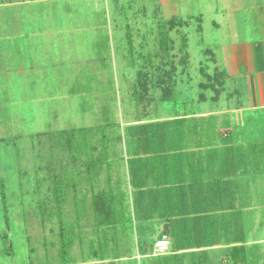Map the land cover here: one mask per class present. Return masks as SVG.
I'll return each mask as SVG.
<instances>
[{
    "label": "rangeland",
    "instance_id": "obj_1",
    "mask_svg": "<svg viewBox=\"0 0 264 264\" xmlns=\"http://www.w3.org/2000/svg\"><path fill=\"white\" fill-rule=\"evenodd\" d=\"M237 1L0 0V51L11 46L0 55V70L6 63L8 69L0 75V176L10 224L5 228L0 198V235L6 230L14 244L8 256L0 237V264H62L57 212L68 232L74 227L65 264H112L89 256V241L98 250L107 244L106 255L126 254L114 264H134L133 224L105 230L88 194L112 190L99 173L111 164L106 147L118 155L117 132L163 104L180 108L201 92L225 93L200 84L206 81L203 65L211 75L227 70L221 45L229 40ZM164 36L171 64L161 62ZM32 52L38 56L34 63ZM22 65L25 75L19 73ZM171 65L172 75L159 77L171 88L163 99L157 79ZM139 71L149 77L147 93L137 85ZM47 75L54 86L43 85ZM54 177L63 191L60 206L50 189Z\"/></svg>",
    "mask_w": 264,
    "mask_h": 264
},
{
    "label": "crops",
    "instance_id": "obj_2",
    "mask_svg": "<svg viewBox=\"0 0 264 264\" xmlns=\"http://www.w3.org/2000/svg\"><path fill=\"white\" fill-rule=\"evenodd\" d=\"M236 5L232 7L236 9L227 33L229 40L221 45L230 61L223 74L225 93L212 96L201 92L193 95L190 106L188 101L180 108L163 104L147 118L126 122L117 132L121 143L118 155L112 152L113 146L106 147L111 150L107 157L111 164L106 169L101 166L99 173L104 172V181L115 197L107 210L131 215L135 232L130 258L134 264H264V0H239ZM221 11L225 13L224 8ZM10 48L0 51V55H6ZM31 56L34 63L38 56L34 52ZM6 59L9 62L10 58ZM4 65L2 78L8 72L7 63ZM23 67L18 70L20 74ZM49 78H43V85L54 86ZM143 123L154 126L145 131L139 126ZM138 189H145L149 197L158 196L156 208L146 211L148 214L157 213V209L161 213L172 211L175 203L166 199L180 198L181 192L185 193L183 198L209 193L219 198L212 206L225 203L227 213L240 215L244 240L229 244L215 236L208 246H196L200 243L194 239L196 247L176 249L169 230L195 232L204 224L171 221L158 213L147 220L134 219L132 196ZM94 192L92 189L88 194ZM176 205L173 210L189 208L183 203ZM220 211L214 212L217 218ZM115 222L121 224L120 220ZM128 226L126 229H132ZM163 237L169 241L167 248L155 252L154 242ZM141 240L148 247L153 243V248L141 254ZM233 245L243 247V260L235 262L231 258L229 248ZM122 255L109 254L99 261L114 264L126 259V254Z\"/></svg>",
    "mask_w": 264,
    "mask_h": 264
},
{
    "label": "trees",
    "instance_id": "obj_3",
    "mask_svg": "<svg viewBox=\"0 0 264 264\" xmlns=\"http://www.w3.org/2000/svg\"><path fill=\"white\" fill-rule=\"evenodd\" d=\"M171 21V20H170ZM169 21V22H170ZM174 22L171 21V24H173ZM165 36L163 38H160L159 40V45L161 47V50L163 52L161 58V62L164 64H168V62H170L168 59L170 56H168L169 53V48L166 45L167 42L165 40ZM163 48V49H162ZM164 50V51H163ZM183 58L181 59V62L184 63V68L187 67V53L183 47ZM171 64V62H170ZM175 68V67H174ZM171 65V68L169 69V72L167 73V71H163V74H159L157 81V84L164 86L163 90H162V97L165 98L168 96V94L170 93L171 88H169L168 86L170 85H165L166 83L163 81H159L163 78H159V77H169L172 75V69H174ZM202 73L205 75L206 77V81L204 83H201V87L203 88H213L214 91H217L216 93L219 92L220 88H223V73H216L214 72L212 75L209 74L205 69H204V65H203V70ZM158 75V74H157ZM149 77H147V72L146 71H139L138 75H137V80L138 83L137 85L139 86V88L141 89L142 92L147 93L148 91V87H147V80ZM216 82V83H215ZM156 84V85H157ZM155 86V85H154ZM140 127L143 128V130L146 131V128L149 126H154V125H147L146 123L140 124ZM131 127H129L130 129ZM146 134V133H145ZM130 159L128 160L129 165L130 164ZM91 170L88 169V172H90ZM55 175V174H54ZM131 175V174H130ZM53 178V177H52ZM132 184V186L135 188V182L131 181L130 182ZM203 186H211L210 183H203ZM110 187V186H109ZM52 194L55 198V203L56 206H60V204L62 205L63 203V191L60 192L61 190V184H60V180H58V178H55L52 180V185L50 187ZM145 189H138L137 191H133V196H132V206H133V218L136 220H147L149 218H152L153 216H155V214L158 213L159 216H163V218H167L168 220L173 221L174 219L178 221H180L181 223L183 221H186V223L190 224V223H194L195 221H202V223L204 224V228L200 229L198 231H190V229H183L181 231H176V230H169V233L171 235V237L173 238V240L176 243V249H181V248H191V247H196V246H208L210 245V243H212V240H216L215 236H218L219 240L225 241L227 243H238V242H243L244 240V235H243V227L240 221V215L238 216L237 213H227L228 206L224 203H222L223 205L220 207H215L212 206V204L215 205L216 199L219 201V198H216L214 196H211L209 193H206L207 195H202V196H198V197H190V196H185L186 198H183V192L182 193V197L180 198H167V202H172L175 204H172V211H168V212H163L161 213L160 211H158V209L156 210L157 213H155L154 211L148 214L146 211L148 210H152L155 209L157 206V200H158V196H154L153 194H151V196L149 197L147 194V191H144ZM196 193V192H195ZM114 192L112 190L110 191H97L94 192L92 195V200H91V205H93V207L95 208V213L98 214V212L100 211L103 214V217L101 216V219L99 220V223L101 225L105 226V230H109L110 227H114L115 224L118 225V222L115 221H119L122 223V225L125 224V221L128 222L131 219V215H127L125 212H122L123 214L120 213H110L108 215V211L107 208L109 209V206H112L114 204V199L115 197H113ZM107 196H109L111 198V200L109 201ZM0 198L2 200V206H3V210L1 211L2 213V219L3 222L5 223V228H9V216H8V209H7V200H6V185L4 183V178L0 176ZM160 199H164V198H160ZM191 202H193V204H190ZM176 203H183V205H187L186 210H173V207H176L178 205H176ZM42 207V205L39 206V209ZM179 208V207H178ZM230 208V207H229ZM41 210V209H40ZM216 210H221V214L219 215V217L217 218V216H215V211ZM107 211V212H105ZM43 212V211H42ZM94 213V214H95ZM57 214L59 215V247L57 249V255H58V259L62 264H65L68 262V260L70 259V249L74 243L75 240V236L73 234V230L74 227H72V229L68 232V227L65 226L64 221L61 219V212H57ZM195 214V215H194ZM111 217V218H110ZM162 218V217H161ZM98 220V218L96 219ZM124 222V224H123ZM172 223V222H171ZM174 223V222H173ZM173 225V224H172ZM216 226L218 227L216 229ZM126 228V227H125ZM213 228V229H212ZM213 230V231H212ZM191 233V234H190ZM212 236H214V239L211 238ZM1 237V248H2V252L8 256H12L14 254V244L12 243L11 239L8 237L6 230L3 231L0 235ZM194 239H196V241H198L197 244L194 243ZM144 240V239H143ZM185 241L188 240L186 242H181V241ZM155 243V242H154ZM105 248L103 250H99L97 248H95V245L93 244V241H89V250H88V255L92 256L94 258H97V260H101L103 257L106 256V254L108 253V251H106V246L107 244H104ZM196 245V246H195ZM179 247V248H178ZM148 248H153V243L152 245L145 246V243H142L141 240V245H139V251L141 252V254L146 253V250ZM243 247L238 246V245H233L231 248H229L230 251V256L231 258L233 257V260L235 262H237L238 260H243L244 256H243Z\"/></svg>",
    "mask_w": 264,
    "mask_h": 264
},
{
    "label": "built area",
    "instance_id": "obj_4",
    "mask_svg": "<svg viewBox=\"0 0 264 264\" xmlns=\"http://www.w3.org/2000/svg\"><path fill=\"white\" fill-rule=\"evenodd\" d=\"M169 241L165 237L157 239L154 243L155 252H163L168 245Z\"/></svg>",
    "mask_w": 264,
    "mask_h": 264
}]
</instances>
